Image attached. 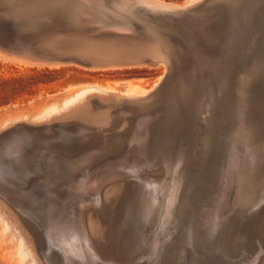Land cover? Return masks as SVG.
Returning <instances> with one entry per match:
<instances>
[{
	"label": "bare ground",
	"instance_id": "6f19581e",
	"mask_svg": "<svg viewBox=\"0 0 264 264\" xmlns=\"http://www.w3.org/2000/svg\"><path fill=\"white\" fill-rule=\"evenodd\" d=\"M14 1L22 4L24 0ZM199 1L202 0H187L181 4L166 0L39 1L43 12L55 6L54 20H58L59 25L53 26H64L48 34L45 32L47 35L38 43V47L48 53L43 54L42 60L49 66H77L88 71L165 67L149 89L131 80L72 86L60 102L35 111L31 122H26L29 115L25 113L27 116H22L21 123L12 125L8 133L0 134V195L3 198H10L7 185H12L34 205V187L45 189L52 203L70 201L59 220L53 216V206L35 205L41 208V214L53 220L49 229L59 242L58 247L67 253V264H129L125 259L136 252L135 248L134 251L130 248L133 254L125 253L124 260L116 258L113 241L107 240L109 248L103 251V247L101 251L96 245L98 242L90 236L93 233L86 220L89 212L97 213L102 222L109 220L115 203L121 200L129 207L125 195L107 199V188L117 182L138 185L135 194H139L140 209L143 208L149 225H155V234L152 232L154 236L148 242L143 238L146 234L138 235L141 242L138 264H160L161 252L164 255L176 253L179 263L182 255L190 253L191 260L187 264H205L209 250L217 252L222 245L245 257L223 256L224 264H255L257 259H246L248 255L256 257L264 251L263 246L249 251L247 246L238 245L244 240L248 242L249 238L236 228L247 214L262 212L260 204L264 201V92L260 91L264 90V0L224 1L225 7H217L211 14L206 11L203 16L199 15L202 9L198 6L190 8ZM5 33L17 34V28L0 21V37ZM234 33L237 40L229 47ZM233 50L238 52L240 63L238 60L231 63L237 94L233 113L236 121L228 137L232 144L222 150L225 156L228 153V159L221 180L215 181V177L206 175L205 184L201 185L197 179L193 181L192 172L185 164V148L192 144L189 134L202 133L200 122L206 124L213 85L219 83L216 77L227 73L225 65ZM16 51L8 54L13 61L30 63ZM36 51H32L34 56ZM256 80L259 83L254 89ZM213 103L216 102L213 100ZM86 112L94 117L102 115L103 120H107L104 124L112 120L115 126L110 128V123L104 125V129L93 123L95 120L92 122L93 117L86 119ZM67 113L84 118L77 115L67 119ZM58 117L60 120H55ZM121 122L124 125L117 129ZM255 131L263 136L256 138ZM213 158L210 166L215 167ZM215 172L220 173L217 166ZM75 204L79 210L74 208ZM16 206L20 212L27 213L17 201ZM237 207L235 218L219 233L224 220ZM69 216L78 218L77 230L68 228ZM3 217L0 211V229L5 228L8 234L10 222ZM102 222L100 226L106 224ZM176 225L178 229L173 231ZM167 226H171L170 233L164 232ZM161 231L170 236L168 241L161 239ZM26 240L20 236L14 250L3 247L5 256L11 259L15 256L14 264H25L30 258L31 264H37Z\"/></svg>",
	"mask_w": 264,
	"mask_h": 264
},
{
	"label": "rangeland",
	"instance_id": "374dc122",
	"mask_svg": "<svg viewBox=\"0 0 264 264\" xmlns=\"http://www.w3.org/2000/svg\"><path fill=\"white\" fill-rule=\"evenodd\" d=\"M24 1H26V2H24ZM24 1L22 2V4H20V2L17 3L14 0H0V10H1L0 11V16H1L0 21H1V23H4L5 25L13 26L14 28H17V34L16 33H5V34H2V36L0 37V45H1L0 46V126H1L0 134L8 133V131H10V129L13 126L17 125L18 123H21L23 121V119L21 120V118L23 115H25V113L27 115H29V116L25 115V116L29 117V118H27L26 122H29L31 120L32 116L35 115V111L37 113L41 109L40 107H44L45 105L53 103V102H60V100H62V97L64 98L66 95H68L70 93V91H68V89L69 88L71 89L72 86H75V85H78L81 83H85V82H104L105 83V82H113V81L131 80L132 82L138 83L142 87L149 89L153 85L154 81L161 74L164 73L165 67H163V66L159 67L158 69L137 68V69H132V70L131 69H127V70L116 69V70H99V71H88V70H84L83 68H80L77 66H58V67L57 66H49L48 63H46L47 61L45 62L44 59L42 60V57L44 56L43 54H48V53H46V52L44 53L41 50V48L38 47V43L40 42V40L45 35H47L48 33H51L52 30L54 32L55 30L63 28L64 26L63 27L62 26H58V27L56 26L57 28L55 26H53V25H59V21L56 19L54 20V15H56L55 13L57 11V10H55L56 8L54 9L55 6L54 7L52 6L53 8H50L49 11L47 9V10H44V12H43V9L39 8V6L41 4L39 2L40 0H24ZM166 1L176 2V3L181 4V3L186 2L187 0H166ZM210 1H211L210 8L204 7V5ZM224 1L230 3L231 1H235V0H202L201 2L199 1L198 3H196V7L198 6V8L202 9L200 11L199 15H202V16L205 15L206 11L208 12V14H211V12L214 13L218 8L221 7L222 2H224ZM36 2H37V4H36ZM52 4H53L52 2L49 3L50 6ZM35 5H37V7ZM29 6H30V8H29ZM35 7H36V9H35ZM46 11H48L47 14H46ZM203 11H204V13H201ZM46 15H47V18H46ZM4 17H6V18H4ZM26 18L28 19V21ZM18 20L20 23L18 22ZM21 20H23V21H21ZM30 25L33 28L34 27L35 28L32 29V27ZM54 27H55V29H54ZM42 28H44V29H42ZM18 30H20V32ZM38 30H41V31L39 33H36L35 31H38ZM22 32H24L25 34ZM42 32H43V34H42ZM45 32L47 34L44 35ZM19 35L21 38H19ZM28 35H30V36L28 37ZM38 39H39V41H38ZM10 43H12V44H10ZM15 51L18 54H20V56L24 60H26L28 62L30 61V63L25 64V65H27V66H25L24 64H18L15 61H13L9 57L8 54H9V52H15ZM32 51L33 52L36 51L37 54H35V56H34ZM4 54H6L7 57ZM23 54H24V56H23ZM25 55H27V56H25ZM7 58H9V59H7ZM10 59H11V61H10ZM40 62L41 63L43 62V64H41ZM45 63L48 66H46ZM30 64H31V66H30ZM38 64H39V66H38ZM260 91L262 93L264 92V90H262V89ZM217 106L220 107V105H217ZM219 109L221 110V108L217 107L215 110V113H220L221 111ZM90 114H91V112L87 113V115L85 114V118L87 119V117H88V120H89L90 118L93 117V119H91L92 122H93V120H95V122H93V123H95V124L97 123L96 125H98V126H104V125L108 126L110 123H111L109 125L110 128H113L115 126L114 123H112V120L110 122H108L107 124H104L105 122H107V120H105V119L103 120L102 115L101 116L97 115L96 117H94V116H91L92 114L91 115ZM17 115H18V117L20 116L19 117L20 119L17 117ZM77 115L73 114V113L72 114L69 113L67 116V119H69L73 116H77ZM15 116L18 119L15 118ZM79 116L83 117L81 115H78V117ZM59 117L62 118V116H59ZM59 117L56 118L55 120H58ZM7 118L8 119L10 118L11 120L13 118V120L15 119L17 122H13V120L11 122V121H9L10 119L7 120ZM194 119H195V117H194ZM99 120L101 122H99ZM50 122L51 121H48L47 123H50ZM98 122H99V124H98ZM2 123H3V125H2ZM123 123L124 122H121V124L118 126L117 129L122 127V125H124ZM39 124L41 125L43 123H39ZM44 124H46V123H44ZM106 126H104V129L106 128ZM3 127H4V129H2ZM106 131H107V129H106ZM182 136L183 135H181V137ZM261 136H263V135L261 134ZM189 138H190V141L193 140L195 138V134H191V135L189 134ZM194 146H195L194 150H196V151L199 150L198 145H197L198 146L197 147L195 144H193V147ZM218 158H219L218 156H216V157L214 156V158H213V161L216 162L214 165L215 167L217 166ZM197 161H199V160L197 159L196 163H197ZM210 162H209L208 166L211 165ZM215 167H212V166L208 167L209 169H212V171L210 174L207 173L206 175L213 177L215 174ZM205 176H201V178L199 177L201 179V181L196 176L197 181L200 182L201 185L205 184V180L207 179V176L206 177ZM114 184H116V185H111L112 187L110 186L107 188V191L109 193L107 196V199H115V197H117V195L120 196L122 194V197L125 195V198L128 199L127 201L130 202L129 203L130 205H129V207H125L122 200H121V202L115 203L113 210H111L109 220H107L105 222L104 221L102 222L103 219L97 213H95V212L90 213L89 212V215H88L89 219L87 216L86 220L89 221L87 223V225L89 226V229H91L89 231L91 233H93L90 236H91V238L93 237L95 243L98 242L96 245L99 249H101V251H102L103 247H105V250L103 249V251H106V249L109 248V247H107V240L113 241V244H114L113 248H116V254H117L116 258H119L121 260H124L125 259L124 256L125 257L127 256V254H125L126 252H130L133 254V251L135 250L136 252L133 255L128 254L130 257L127 256L129 259L126 260L127 259V257H126L125 261H128L129 264H138L139 260H138L137 256H139L140 252H141L139 250V248L141 247V245H140L141 242L138 238V235L139 236H143L144 234L148 235L147 236L148 238L146 237V235L143 236V238L145 240L147 239L146 242H148V240H150L154 236L152 232H154V234H155V225H152L151 223H150L151 225H149V221H146V219L143 216V211H142L143 208L140 209L141 204L139 201V194H135L139 189L138 185L132 184V186H131V184L128 185V183H127V185H125V184L118 183V182L114 183ZM0 185H2L1 180H0ZM117 187H119V188L116 189ZM7 191L9 193L8 195L10 198H8L6 196H5V198H3L4 196L0 195V202L3 203V204L0 203V211L2 212V214L4 216L3 219H5L6 221L8 220V222H10L11 228H10V230H8L9 231L8 234L6 233L5 228L0 229V236H1L0 241L2 242V244H0V264H14V262H15L14 260H16L14 258L15 256L14 257L12 256V259H11V257L5 256L3 251H4V248H7L8 250L9 249L14 250V247H15L14 245L16 244L15 241L17 242V240L20 236H23L25 238V240L27 239L26 242L28 241L27 244H28V246L30 245L29 248L32 249L31 251H32V254L34 255V258H35L37 264H67V262H66V260H67L66 257L68 256V255H66L67 253L65 252V250L62 251L58 247L59 242L54 240L53 236L51 235V231L49 229V223H51L53 220H49L45 214H41V208L37 209L35 207V205L37 203L39 206H41V207L44 206L46 208H50L53 206V216H55L56 220H59L62 217L61 215L66 213V211L64 210V207H67V205L70 203V201H68L66 204H64V202H61V203L54 202L55 203L54 204V203H52L53 201L50 202L49 196L46 194L45 189L41 188L40 190H38L37 188L34 187L33 192L36 195V198H34L35 199V205H34V203L32 204V201L29 199L28 196H25V194H23L21 192L15 191L14 187L12 185H7ZM38 191H40V192L37 193ZM42 195H44V196H42ZM77 195L80 196L81 194H77ZM119 196L117 197V199L119 198ZM14 198H15V200H14ZM135 199H136V201H135ZM137 199H138V201H137ZM11 201H14L15 203L14 202L12 203ZM16 201L19 202L20 205L24 206V208L27 212L26 214L23 213L22 211L20 212V210L17 209ZM6 202H8L9 204ZM132 202L135 206L131 205ZM138 202H139V204H138ZM74 208L76 210H79V209H77L78 208L77 204L74 205ZM128 209L133 210V212L131 211L132 212L131 213L130 211H127ZM125 210L127 212H130V213L127 215ZM121 212H124V213H121ZM32 213H35V214H32ZM91 214H93L92 215L93 217L91 216ZM123 214H124V216H123ZM94 216L95 217L97 216L98 218H100L99 220L102 223H106L105 225L101 224V226L106 228L107 224H109L108 225L109 228H106V229H108V231H109L111 228V230L109 232H107V231L105 232L106 229L100 226L101 222H99L97 217H96L97 221L93 219V218H95ZM69 217H70V220L68 223V228H72V229L74 228L75 230H77L79 228L78 218H76L75 216H69ZM124 217H125V219H124ZM75 219H77V220H75ZM111 219H113V220H111ZM129 219H131V221H129ZM125 220L127 223L125 222ZM127 220L129 221V223ZM21 222H22V224H21ZM115 222H116V224H115ZM143 222L144 223L146 222V224L148 222V224H147L148 226L144 225ZM125 223L127 226L124 225ZM141 224L144 225V229L146 231L145 230L143 231V228H142L143 225H141ZM87 225H86V227H88ZM98 225L100 227H98ZM139 225H141L140 227L142 229L139 227ZM1 226H2V223L0 222V228H1ZM132 227H133V229H132ZM29 228H30V230H29ZM102 229H103V231H102ZM121 229L124 231L120 232L119 230H121ZM148 229L153 230V231H150ZM140 230H142V233H140L141 232ZM95 232H96V234H95ZM110 232H111V234L109 235ZM127 232H128V234H126ZM105 233L108 234L109 236L106 235ZM12 234H14L15 236ZM133 235L134 236L136 235V237H134ZM12 236H13V238H12ZM39 237H40V239H39ZM97 237H98V239H97ZM11 238L15 239V241L12 240ZM101 245H103V246H101ZM118 247H119V249H118ZM133 247L135 248L134 250H133ZM130 248H132L133 251ZM35 254H36V256H35ZM43 254H44V256H43ZM30 259H28L25 262V264H31ZM76 260H78V259H76ZM163 260H165V257L161 259L160 264H166V260L165 261H163ZM130 261H132V262H130ZM136 261H137V263H136ZM260 264H264V258Z\"/></svg>",
	"mask_w": 264,
	"mask_h": 264
},
{
	"label": "water",
	"instance_id": "95a60500",
	"mask_svg": "<svg viewBox=\"0 0 264 264\" xmlns=\"http://www.w3.org/2000/svg\"><path fill=\"white\" fill-rule=\"evenodd\" d=\"M225 2H222L221 7H225ZM211 1L207 2L204 7L210 8ZM191 7H196V4H193L190 6ZM227 22H229L227 20ZM229 25V24H228ZM242 30V28H241ZM233 40V41H232ZM237 40L236 33L233 34L231 40L229 41V47L232 46V42H236ZM237 51H232L229 55L230 60L226 62V68H227V73L220 77H216L218 79V84L215 83L212 88V94H213V99L209 101V108L207 109V114H206V124L200 122V124L203 126L202 133L200 134H195V138L191 141L192 144L189 147L185 148V153L187 154V158L185 159V164L192 172V178L193 181H196V176H205L207 173L210 174L212 169L208 168V164L210 161H212L213 156H218V161H217V168L220 171L215 172L214 176L215 181H220L221 180V175H222V170L226 167L227 165V159H228V153L226 156L222 152L223 148L227 147V145L230 147L231 146V140L228 139L230 137V133L232 132V129L234 127L233 124H235V119L233 117V113L236 112V91H235V82H236V77L233 74L234 72L232 71L231 63L234 62L235 60H238L237 63H240L239 56H237ZM231 67V68H230ZM226 75V76H225ZM229 80V81H228ZM259 81L256 80L253 84L254 89L258 85ZM232 86V89H230ZM213 100L216 102L215 104L213 103ZM205 102V101H204ZM220 105V107H223L220 113H215L216 106ZM199 111L197 110V113ZM255 137L258 138L261 136V134L258 131H255ZM193 144L196 146H199V150H194ZM243 149V148H242ZM224 156V157H223ZM198 159L199 161L196 160ZM246 162V160H245ZM208 195V194H205ZM204 195V196H205ZM263 209L262 212H252L247 214V218L243 220L240 224L237 225V229L243 233V235L247 236L248 242L241 241L240 244L238 245H245L248 247L249 251H252L253 249L264 247V201L261 202L260 204ZM238 210V207L235 208L232 212L229 213L228 217L226 220L223 222V226H221L219 233H222L223 229L227 228L230 225V222H228L231 218L232 220L235 218L236 211ZM254 211V210H253ZM35 214V213H32ZM173 221L175 219L173 218ZM226 223V224H225ZM262 227H260V225ZM165 225V224H164ZM178 225V224H177ZM174 228L173 231H177L178 226ZM164 228V226H163ZM170 228L171 226H167L164 229V232L170 233ZM195 228V225L193 227ZM163 231H161V239L164 241H168L170 236H166V234ZM220 237V234H219ZM168 238V239H167ZM181 240L182 243V238H179V241ZM174 245H177L174 244ZM185 245V244H184ZM195 246V245H194ZM179 247V246H175ZM187 247V246H186ZM191 250V249H190ZM228 256V257H234L237 259H245L242 255H240L239 251H235L232 249H227L224 247V245L221 246V249L217 252L214 250L210 251L205 259V264H224L223 260L221 259L222 257ZM161 258L165 257L166 264H187L191 260V254H186L181 256V263H179L178 259H175L176 253L171 252L170 254H163L161 252L160 254ZM249 257L253 259H257L255 264H260L264 258V251L260 252V254L256 257L253 255H248ZM178 260V261H177ZM172 261V262H171ZM176 261L178 263H176ZM148 264V262H147ZM234 264V263H230Z\"/></svg>",
	"mask_w": 264,
	"mask_h": 264
}]
</instances>
